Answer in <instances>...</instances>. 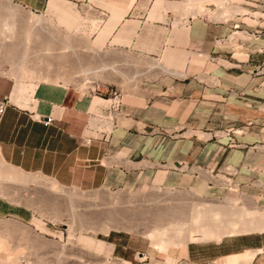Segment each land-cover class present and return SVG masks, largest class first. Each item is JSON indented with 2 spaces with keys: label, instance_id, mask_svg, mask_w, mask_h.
I'll use <instances>...</instances> for the list:
<instances>
[{
  "label": "crops",
  "instance_id": "1",
  "mask_svg": "<svg viewBox=\"0 0 264 264\" xmlns=\"http://www.w3.org/2000/svg\"><path fill=\"white\" fill-rule=\"evenodd\" d=\"M94 1L106 15L96 45L153 58L161 73L106 105L90 91L47 86L34 92L29 107L9 100L0 114L2 160L81 190L146 183L160 169L168 181L201 168L238 185L264 182V73L256 72L264 36H252L264 30V0L238 3L243 12L220 20L191 14L182 0ZM18 2L32 11L44 5ZM45 10L67 30L79 27L71 3L46 0ZM13 86L0 76V103L10 99ZM106 110L119 118L96 140L88 126ZM186 129L203 138L185 136ZM251 250L264 253V231L224 236L202 249L187 244L185 255L225 264Z\"/></svg>",
  "mask_w": 264,
  "mask_h": 264
},
{
  "label": "rangeland",
  "instance_id": "2",
  "mask_svg": "<svg viewBox=\"0 0 264 264\" xmlns=\"http://www.w3.org/2000/svg\"><path fill=\"white\" fill-rule=\"evenodd\" d=\"M65 1L71 3L73 9L76 11L77 15L79 16L80 24L77 29L67 30L66 27H64L55 16L48 14L45 10L46 0H44L43 7L38 11H32L22 6L18 2V0H0L1 3L0 13L1 11H3L4 13L3 12L2 13L4 15L2 16L7 15L6 14L7 12H5L6 8H3L2 5H7L9 3H10L9 5L13 4L17 6V9H20L23 12L31 11L34 14L39 15L41 18L43 17L42 19L47 18L46 19L47 24H49L51 20L50 24H52V26L50 24L47 26V24L45 23L46 28L48 27L49 29L50 28L54 29L55 27H57L55 28V30L58 31V33L61 34L65 33L69 35L71 38H74L76 40L80 38L79 41L82 40L83 44L90 43L89 44L90 47H92L93 50L95 49L94 52L93 53L84 52L83 49L80 48L81 51L80 50L73 51L71 53L68 52L69 56H66L65 59H62V55L57 56L60 55V53L56 55L53 54L52 58L54 56V60L48 59L46 61L45 59V61L42 62L43 66H38L37 68L36 65L34 64L35 66L34 68H32L33 65H29V64L26 65L27 64L26 62L25 65L22 64L20 66L21 69L19 68H18L19 70L15 69L17 72L14 70L13 65L10 64L9 61L0 58L1 77L9 79L12 85H15L17 76L18 77L20 76V78H22L23 80L25 79L23 84L25 83L27 84L31 80L38 79L39 84L37 85V88L34 90L35 94L37 89L46 86L54 87V88L56 87L58 89L68 88L69 90H78V91H82L83 93L90 91L91 96H95L94 98L98 99L100 103L106 105L111 103L112 100L110 98H113L112 95H109V91L114 90L117 93L129 92L131 90L136 89L145 81H150L151 79H154L155 77H157V75H159L160 73L159 69H156L155 73L150 71V69L143 70L144 68L143 69L141 68L140 63L138 64L137 62H134V60L131 59V57L135 55V52L131 50L117 49L115 47L111 48V47H107L106 45H103V47L96 45V43L94 42V37L98 31L97 28L103 26L104 21L106 20V15L104 14V12L98 9L99 6L96 5L94 0H65ZM141 1L142 2L152 1L154 3L155 1L158 0H141ZM160 1L180 2L181 0H159V2ZM182 1L184 3L185 0ZM216 1L219 0H200V1L198 0L196 9L197 8H202V10L204 9V11L201 12L202 14L195 12L193 6L187 4L184 5L187 9H189V12H191V14H194L195 16L197 15L202 16L203 18H206L208 20H220L221 19L220 13L223 12V10L219 8ZM250 1L253 0H228L227 1L228 3L226 4L228 5L231 4V7L232 6L235 7L237 6L238 3H247V2L250 3ZM99 2L106 3L103 0L101 1L99 0ZM87 6L91 8V12L85 11L86 10L85 8ZM177 12L178 10L175 11L174 14H177ZM232 14L234 13L230 12L229 10V12L226 13L223 12L221 16L224 17L222 19H227ZM6 17H8V15ZM9 20L11 21L12 19L9 18ZM9 20L6 21L5 23L6 25L3 26L5 27L4 28L5 32L2 29L1 30L2 32L0 34L2 37L7 36L6 38L8 39H10V37L15 33L20 34L19 31L20 29L18 27L15 28L14 25L12 26V24L14 23L12 22L13 20L11 22ZM91 21L92 22L95 21L96 23L94 22L95 24H91ZM6 26L7 27L10 26V27L7 28ZM16 29L17 31H15ZM7 32H9V35L11 34L12 35L9 37ZM1 36L0 38H2ZM6 38L4 39V41L5 40L10 41L7 40ZM74 39L73 41L76 42V40ZM26 43L28 47L29 45H31L30 41H26ZM32 51L33 50H31L30 52ZM125 51L127 53H130L129 57L118 54V52L125 53ZM112 52H115L116 53L115 55L118 54L115 57V59L111 60L110 62L107 61L103 62L104 60L101 58L107 56L109 53L111 54ZM73 53H75V55ZM58 57H60L61 59ZM79 57L81 59H79ZM130 60L132 61V63ZM23 66L27 68H24ZM123 66L129 69H125ZM26 69L28 72L30 73L32 72V74L30 73L28 74ZM141 69L144 71V73L147 72L145 73L144 76L140 75L142 74L140 73L142 71ZM16 73L18 74L17 76H15ZM21 73L27 78L22 76ZM28 77L30 80L28 79ZM34 95H33V99H35ZM7 100L8 101L10 100L12 104L18 105L17 103L12 102L11 99H7ZM104 100H111V102ZM30 103L31 102H28L27 105H29ZM18 106L25 107L21 105ZM107 107L108 105L104 108ZM108 112L109 111L106 110L105 113L103 112L101 115L95 114L92 121H90L89 123L88 128L90 132H92V135H94L93 138L96 140H100V138H106L107 134L112 129V126L115 124V121H117L119 118L116 112L113 113L112 112L108 113ZM99 119L100 120L102 119V121L99 122ZM184 135L185 136L195 135L200 139L203 138L202 133L194 132L188 129H186ZM7 165L8 164H6L5 166ZM8 166L12 169L15 176L13 185H18V186L20 185L24 187V189L27 186L26 183L27 180H29L31 176H35L37 178H40L42 181L47 182L53 186L58 185L61 187H69L68 188L69 190H71V188H74L81 192L82 191L87 192V190H81L73 186H62L58 184L54 179L50 177H46L39 172L27 173L21 171L16 167L10 165ZM161 171L162 170L160 169L159 172H157L146 183H136L133 186H129L125 188L119 187L115 189H107L105 187H100V188L88 190L89 192L98 191L103 193H109L112 195H126L130 198L131 196L133 197L137 195L140 196L142 195L149 197L157 196L164 199L161 202H159L157 205L153 204L154 207L150 206L151 203L149 202L147 203L144 201L146 200V198H141L142 201L139 198L140 201L137 200V202L134 200L133 201L130 200L126 202V204L124 203L126 206L123 203H121V206L125 209V213L123 211L121 212V214L124 215L128 213V211L130 214H132L139 209L141 211L147 209L148 211L146 210V212L148 213L151 211V210L149 211L150 208L156 209L157 206L159 207L163 204V206L167 205L166 207L168 209H171L173 213L175 212L174 213L175 215L177 214L179 216V214L181 215L183 214L184 216V217L181 216L180 218L176 215L178 217L177 218L174 215H172V218L174 216L177 219L171 218L170 220H164L163 222H161L162 224H159L160 223L159 222L158 224L160 226L158 224L153 223L152 221H149L148 220L149 218L145 216L146 217V218L144 217L145 220H141L142 222H140L141 224L142 223L145 224L144 227L142 228L143 225H138L139 226L138 229L133 228L135 231L130 228L129 230L127 227H124L122 229L121 228L116 229L114 228V225L113 227L110 228L105 227L106 230L105 228L102 227L103 229L102 230L100 228H91L88 225L86 226L85 223H84L85 225L82 224L83 227H79L76 230L75 229L68 230V226L64 224L66 222V216H63L65 215L64 213L67 212L64 211L62 213V211H60L59 215H56L57 217H59L58 219L52 218L51 214H53V210L48 211V209L45 208L43 212L40 213V208H36L34 204H31L34 205L35 207L34 209L33 206H29L30 203L28 205L27 204L28 202L27 203L24 202L23 199L25 198L26 194L29 193L28 198H30L31 196L29 197V195H31L32 193L33 194L32 196L34 197V192H36L32 189L28 190L29 186L26 189V191L27 192L30 191V192L25 193L26 191L23 189L25 192L23 191V193H21L22 189H20L21 187H19L18 189H20L21 191L19 190L18 192L20 193L18 194L16 190L17 193L16 192L14 193L13 198H11L12 196L2 193L0 195V210H2L0 213V220H7L8 222L13 221L17 225H19V227L15 231V233H9L8 231L6 232L4 228L3 229L0 228V264H219V263L207 262L206 259L202 258V256L198 257V260L188 259L185 255L186 245L187 244L190 245L191 248L198 247L202 249V246L203 247L205 245L211 246L213 245L214 241L218 242L221 239V237L224 236H233L239 234L264 231V222L262 221L264 220L262 219V216L264 217V182L263 181L249 180L242 185H238L235 182H232L227 176H223L218 172L209 173L200 168H195L193 170V173L186 171L179 173L175 181H168L166 180V178L164 179V173ZM20 182L22 183L20 184ZM182 194L187 195V197L189 196L190 200H187L186 203L184 202L185 199H182L183 201L179 199L178 201L173 200L172 202V198L176 197L177 195L181 196ZM195 200L196 201L199 200L203 202L204 201L220 202L225 206L227 205V207L232 208L235 211L238 210V212L248 215L249 219L252 217L253 219H250V221L251 220L253 221L254 217L256 220L255 222L253 221L252 224L249 225V227L245 228V230L249 229V231L247 232H243L244 228L241 227L238 230L237 229L238 227L236 226H232V228L231 226H226L225 228L226 229L228 228V231H225V228H223L225 232L223 231L221 233L223 229L220 230V228H218L217 225H213L214 224L213 221L217 217L212 215H206L203 213V211H200L201 210L200 208H197L196 206L192 205V201L194 204ZM187 202H189L190 204H188ZM147 204L150 206L149 208ZM145 206L147 207L146 209ZM136 207L137 209L135 210ZM186 210L189 212V214H187V216L189 215L187 218L185 214L188 212ZM129 218L130 216H128L127 222L131 224H136V222L139 223L138 221H140L135 217L132 218L134 219V221L129 220ZM124 219L126 218H123V220ZM152 225L153 226L156 225V227L158 226V228H155V226L153 227ZM146 226L149 228V229L147 228L148 230L146 229ZM22 227L23 229H25L26 232H24ZM159 227L162 228L160 229ZM126 229H128V231ZM27 230L29 231V233L27 232ZM131 230L133 231L131 232ZM32 232L33 234L35 233L37 236L43 237V239H45L47 242L51 243L52 245L55 244L56 245L55 248L57 249L54 251L56 252L58 251V252L57 253L55 252L56 253L55 254L54 252H52V249L49 247L47 248L44 247L42 249L35 247V245H33L34 244L33 242L34 238H32L33 236L30 237L31 235H27V233L31 234ZM182 232L184 233L186 232V233L184 234ZM218 232H220V234ZM30 242H32L33 244ZM29 245L31 246V248ZM60 245H64L65 248V250L62 253L61 250H58ZM34 248H37L38 250L37 249L34 250ZM223 263L264 264V253L259 252L258 250L245 251L238 255H232L225 258Z\"/></svg>",
  "mask_w": 264,
  "mask_h": 264
},
{
  "label": "bare ground",
  "instance_id": "3",
  "mask_svg": "<svg viewBox=\"0 0 264 264\" xmlns=\"http://www.w3.org/2000/svg\"><path fill=\"white\" fill-rule=\"evenodd\" d=\"M197 3H198V0H185L183 4H187V5L193 6V9H194L195 12H198V13L203 12L204 9L202 10V8H197L196 9ZM216 3L219 6V8H221V10H223V12H225V13L226 12H229V10L232 13H238V12H242L243 11L239 6H235V7L232 6L231 7V4L230 5L226 4V3H228L227 0H219V1H216ZM9 4L2 5V6H3V8H6V11L5 12H7L6 14L8 15V17L13 20V21L11 20L12 22H14L12 24V26L14 25L15 28L18 27L20 29L19 30L20 31V34L19 33H17V34L15 33L14 35L11 34L13 36L12 37L11 35H9V32H7L8 35H9V37L11 36L10 39L6 38L7 37L6 35H5L6 37H2L0 35L3 38V39L0 38V40H1L0 41V58L9 61L10 64L13 65L14 70L15 69L17 70L18 68L21 69L20 66L22 64L25 65L26 62H27L26 65H28V64L29 65H33L32 68H34L35 65H36L37 68H38V66H43L42 65V62H44L45 59H46V61L48 59L54 60V56L52 58V55L53 54L56 55V54H59L60 53V55H57V56H61L62 55V59H65L66 56H69V53L68 52L71 53L73 51H79L80 48L83 49L84 52H88V53H93L94 52L95 49L93 50L92 47H90V45H89L90 43H88V44L87 43H84L83 44L82 40H80L81 42L79 41L80 38H78V40H76L74 38H71L69 35H67L65 33H63V34L58 33V31L55 30V28H57L55 26H53V27H55L54 29L53 28L52 29L51 28L49 29L48 27L46 28L45 25L47 24L46 23L47 22L46 21L47 18L46 19H42L43 17L41 18L39 15H36L33 12H31V11H25L24 10L25 12H23L22 10L17 9V6H15L13 4L12 5H9ZM226 5H228V6H226ZM0 10H1V8H0ZM221 10H219V11H221ZM2 12L3 11H1V13H0V34L2 32L1 30L2 29L4 30V28H5L3 26L6 25L5 24L6 21L9 20V18L6 17L7 15L2 16V15H4L3 14L4 12L3 13ZM87 12H91V9H88ZM223 12H221V13L219 12L221 18H224V17L221 16V14ZM50 22H51V20H50ZM50 22H49V24H50ZM94 22L95 21H93V22L91 21V24H95L96 23V22L95 23ZM49 24H47V26ZM50 25L52 26V24H50ZM10 26H8V27H10ZM95 28H96V26H95ZM9 30H10V28H9ZM15 31H17V29ZM4 32H5V30H4ZM5 38L7 40H10V41H6V40L4 41ZM73 39L76 40V42L73 41ZM26 41H30L31 42V45H29L30 48L26 45L27 44ZM85 41H87V40H85ZM31 50H33V51L30 52ZM73 54L75 55V53H73ZM115 54H116L115 52H112L111 54L109 53L107 56H104L101 59L104 60V61L102 60L103 62H105V61L110 62L111 60L115 59V57L118 54L125 55L127 57H129V55H130V53H127L126 51H125V53H119L118 52L117 55H115ZM76 56H77V54H76ZM58 58H60V57H58ZM79 59H81V58L79 57ZM131 59H133L134 62H137L138 64L140 63L141 64V68L142 69L144 68L143 70L150 69V71H152V72L155 73L156 69H159V70L160 69H163V68H161V64L159 62H157L153 58H150V57H147V56L144 57V56H141L140 54H135L134 56L131 57ZM56 60H57V58H56ZM124 61H126V60H124ZM131 63H132V61H131ZM131 63H129V64H131ZM24 68H27V67H24ZM125 69H129V68H125ZM118 70H120V69H118ZM26 71H27V69H26ZM142 71L140 73L143 74L144 71L143 72ZM29 73L30 72H28V74ZM87 73H86V75H87ZM145 73H147V72H145ZM145 73L143 75L142 74H140V75L141 76H144ZM164 73H166V72H164ZM30 74H32V72ZM17 75L18 74L16 73L15 76H17ZM21 75L24 76L22 73H21ZM84 75H85V73H84ZM37 76H36V78H37ZM25 78H27V77H25ZM28 79H29V77H28ZM24 80L22 78H20V76L19 77L18 76L16 77V82H15V85L13 86V89H12V92H11V95H10V99H11L12 102L17 103L18 105L25 106V107H29L30 105H27V103L33 101L34 90L37 88V85L39 84V80L38 79L37 80H31L29 83L23 84L24 83ZM131 82H133V81H131ZM109 124H111V123H109ZM109 128H110V125H109ZM5 165H6V163L2 160V158L0 156V195L2 193H4V194H7L9 196H12L11 198H13L14 197V193L16 192V190L18 192L20 189H22V191L21 190L20 191H21V193H23L24 190L26 191V189L28 188V186H29V188L31 187L30 189L28 188V190H31L32 189V190L36 191V192H34V197L32 196L33 194L31 193V195H29V197L31 196L33 198H31V197L28 198V194H29L28 192H30V191H28V192L27 191L26 192L24 191L25 193H28V194H26L25 198L23 199L24 202H26V203L28 202L27 203L28 205L30 203L29 206H33L34 207V205H35L36 208H40V213H42L45 208L48 209V211L49 210H53V214H51L52 215L51 216L52 218H57L58 219L59 217H57L56 215H59V212L60 211H62V213L64 211L67 212V213H64L65 215H63V216H66V222L64 224L66 226H68V230H74V229L76 230L79 227H83L82 224H84V223L86 224V226L88 225L91 228H100V229H102V227L103 228H105V227L106 228L107 227L110 228V227H113V225H114V228H116V229H119V228L122 229L124 227H127L128 229L129 228L130 229H133V228H137L138 229V227H139L138 225H143L142 228L144 227L145 224L144 223L141 224L140 222H142L141 220H145L144 219L145 216L147 218H149L148 219L149 221H152L155 224H158L159 222H160L159 224H162L161 222H163L164 220H170L172 218V215H174L175 217L178 216L177 214H176L177 215L176 216L174 214L175 212L173 213V211L171 209H168L166 207L167 205H165V204H164L165 206H163V204L161 206H159V207L157 206L156 209L150 208L149 211L150 210L151 211L148 212V213L146 212V210H147L146 209L147 208L146 206L148 205L147 204L145 206V209L146 210H142L141 211L139 209V210H137L136 212H134L132 214H130L129 211L125 215L124 214H121V212H123V211L125 213V209L121 206V203H123V204L125 203L126 204V202H128L130 200L131 201L134 200V201L137 202V200L138 201H140V200L142 201L141 198H146V200H144V199L143 200L145 202H147V203L148 202L151 203L152 205L150 204V206L154 207L153 204H156L157 205L159 202H161L162 200H164L163 198L157 197V196H152V197L150 196L149 197V196H142V195L140 196V195H137V196H133V197L131 196V198H130V197L126 196V195H112V194H109V193H103V192H98V191H90L89 192L87 190V192H83V191L81 192V191H79L77 189H74V188H71V190H69L68 189L69 187H61V186H58V185L57 186H55V185L53 186V185H51V184H49L47 182L42 181L40 178H37L35 176H31L30 179L27 178V177H25V178H27L29 180H27V182H26L27 183V186L24 189V187H22L20 185L19 186L18 185H13L14 184V179H15L14 173H13L12 169L8 165L7 166H5ZM21 183L22 182H20V184ZM19 187H21V188L18 189ZM7 192L8 193L10 192V193L8 194ZM19 193L20 192H18V194ZM179 196L178 195L176 196L178 198H176V197L172 198V202H173V200H175V201L177 200L178 201V199L179 200L185 199L184 202L186 203L187 200H190L189 199V196L187 197V195H183L182 194L180 197ZM139 198H140V200H139ZM165 200H167V199H165ZM189 202H191V201H189ZM189 202H187V203L190 204ZM194 202L195 203L193 204V201H192V205L196 206L197 208H200L201 209L200 211H203L204 214H206V215H212V216L217 217L213 221L214 224L213 223L212 224L213 225H217V227L220 228V230L223 229V228H225L226 226H231V228H232V226H236V227H238L237 228L238 230L241 227V228H244L243 232H247V231H249V229L248 230L247 229L245 230V228L249 227V225H251L252 222L253 221L255 222V220H256L255 217H254V220L253 221L252 220L250 221V219H253L252 217L249 219L248 218V215H245V214H243L241 212H238L237 209H236L237 211H235L232 208H229V207H227V205L225 206L224 204H222L220 202H207V201H204L203 202V201H199V200L198 201L195 200ZM31 204H34V205H31ZM150 206L148 205V208ZM35 207H34V209H35ZM41 208H42V211H41ZM136 209H137V207L135 208V210ZM129 210H131V209H129ZM138 211H140V212H138ZM144 212H146V213H144ZM62 213H61V215H62ZM127 214H130V215H127ZM187 214H189V212L185 214L186 215V218L189 216V215L187 216ZM125 216H127V217H125ZM128 216H130V218H131V219L129 218V220H132V221H134V219H132L133 217L137 218L138 220H140V221H138L139 223L136 222V224H131V223L127 222ZM174 216H173V218L174 219H177L178 217L181 218V216H183V214L182 215L179 214V216L177 218H175ZM123 218H126V219H124L125 221L123 220ZM262 219H264L263 216H262ZM191 221H192V219H191ZM262 221L264 222V220H262ZM262 221H261V223H262ZM146 223H147V221H146ZM154 226H155V228H158V226L157 227H156V225H154ZM18 227H19V225H17L13 221L8 222L7 220H0V228H2V229L4 228L6 230V232L8 231L9 233H15V231L18 229ZM153 227H152V229H153ZM106 228H105V230H106ZM147 228L148 227L146 226V229ZM22 229H23V227H22ZM128 229H126V230L128 231ZM233 229H234V227H233ZM23 230H24V232H26L25 229H23ZM133 230H131V232ZM240 230H242V229H240ZM151 231H153V230H151ZM223 231H224V229L221 231V233ZM225 231H228V228L227 229L225 228ZM229 231H231V230H229ZM27 232L29 233L28 230H27ZM2 233H4V232H2ZM28 233H27V235H31L30 237L33 236L32 238H34L33 239L34 244L32 242H30V243H32L33 245H35V247L41 248V249L44 248V247L45 248L49 247V248L52 249V252H54V253L56 252V251H54V250L57 249V248H55V246H56L55 244L52 245L51 243H49L45 239H43V237L37 236L35 233L33 234V232L31 234H28ZM182 233H184V232H182ZM218 233L220 234V232H218ZM222 236H223V234H222ZM30 248H31V246H30ZM37 248H34V250L37 249ZM32 250H33V247H32ZM58 250H61V253H62L65 250L64 245H60V247H59ZM66 251H68V250H66ZM77 254H79V253H77Z\"/></svg>",
  "mask_w": 264,
  "mask_h": 264
},
{
  "label": "built area",
  "instance_id": "4",
  "mask_svg": "<svg viewBox=\"0 0 264 264\" xmlns=\"http://www.w3.org/2000/svg\"><path fill=\"white\" fill-rule=\"evenodd\" d=\"M259 35L264 36V30L258 33H254L252 34V36L254 38H258ZM256 72L259 73H264V61H262L257 67H256ZM109 95H112L113 98H116L119 96V93H117L116 91H109ZM8 100L7 99H3V101L0 103V114L3 112V110L5 109L6 105H7ZM102 119H99V122H101ZM44 124L49 123V119L47 118L44 122ZM102 132V131H101ZM201 169V168H200Z\"/></svg>",
  "mask_w": 264,
  "mask_h": 264
}]
</instances>
